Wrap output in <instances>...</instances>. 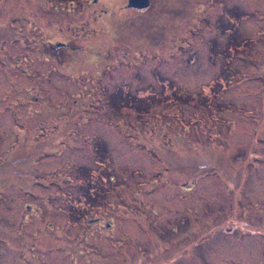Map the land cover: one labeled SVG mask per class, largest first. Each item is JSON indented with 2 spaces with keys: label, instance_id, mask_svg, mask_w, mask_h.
<instances>
[{
  "label": "rangeland",
  "instance_id": "rangeland-1",
  "mask_svg": "<svg viewBox=\"0 0 264 264\" xmlns=\"http://www.w3.org/2000/svg\"><path fill=\"white\" fill-rule=\"evenodd\" d=\"M159 1L173 8L0 6V264H73L80 249L74 264H111L95 213L143 251L147 230L178 222L181 179L200 175L203 196L214 165L258 163L264 0ZM257 179L251 167L244 195Z\"/></svg>",
  "mask_w": 264,
  "mask_h": 264
},
{
  "label": "flooded vegetation",
  "instance_id": "flooded-vegetation-1",
  "mask_svg": "<svg viewBox=\"0 0 264 264\" xmlns=\"http://www.w3.org/2000/svg\"><path fill=\"white\" fill-rule=\"evenodd\" d=\"M67 1L71 7L81 6L83 11H87L88 16L92 18L110 14L111 8H114V12L118 11V15L123 12L152 13L173 8L168 2L159 0ZM184 1L188 4L195 3L196 6L200 5L197 0ZM0 6L1 9L4 8V0H1ZM50 45L49 51L56 53L58 46H54L53 42ZM46 60L52 63L55 58L47 57ZM258 124L260 125L258 129L262 133L258 131L262 139L256 142L259 152L250 153V156L254 157L258 163H241L239 166L225 164L224 169L223 166L214 165L213 168L216 170H212L214 174L210 177L216 178L218 187L215 184V188L204 189L203 196L200 195V175L196 178L181 179L177 186L178 222L176 225H171L169 229L155 226V233L152 229L147 230L148 233L145 235L147 238L144 240L146 248L143 251L137 248V243L141 240L137 239L139 233L136 229H130L128 232L124 225L122 228L117 224L119 231L129 234L127 236L120 233L111 235L116 228L112 216L98 212L94 214L95 216L88 218L89 225H97L103 229L101 232L104 242L114 243L115 257L109 263L264 264V116L260 118ZM192 167L195 169L193 173L200 172L199 165L193 164ZM231 167H235L236 171H232ZM251 167H256L258 170V193L247 196L243 194V191ZM233 172L240 174L239 181L234 182V176L230 174ZM28 208L30 206H27ZM129 215L131 217L128 219L134 224L136 212ZM168 230L174 234L173 238L166 235ZM71 240L72 238L70 244ZM130 249L134 250L133 255L130 254ZM82 253L80 249V253L75 255L71 262L74 264L75 258Z\"/></svg>",
  "mask_w": 264,
  "mask_h": 264
}]
</instances>
